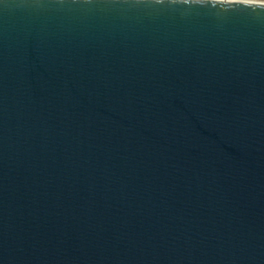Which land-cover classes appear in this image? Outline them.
Instances as JSON below:
<instances>
[{
	"label": "water",
	"instance_id": "1",
	"mask_svg": "<svg viewBox=\"0 0 264 264\" xmlns=\"http://www.w3.org/2000/svg\"><path fill=\"white\" fill-rule=\"evenodd\" d=\"M0 264H264V1L0 0Z\"/></svg>",
	"mask_w": 264,
	"mask_h": 264
},
{
	"label": "rangeland",
	"instance_id": "2",
	"mask_svg": "<svg viewBox=\"0 0 264 264\" xmlns=\"http://www.w3.org/2000/svg\"><path fill=\"white\" fill-rule=\"evenodd\" d=\"M254 1H264V0H254Z\"/></svg>",
	"mask_w": 264,
	"mask_h": 264
}]
</instances>
